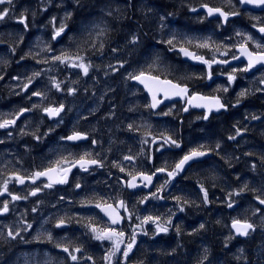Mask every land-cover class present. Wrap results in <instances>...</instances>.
I'll use <instances>...</instances> for the list:
<instances>
[{
    "label": "flooded vegetation",
    "instance_id": "obj_1",
    "mask_svg": "<svg viewBox=\"0 0 264 264\" xmlns=\"http://www.w3.org/2000/svg\"><path fill=\"white\" fill-rule=\"evenodd\" d=\"M232 2L236 8L214 0L201 4L220 8L227 13H238L235 16L229 15L225 22L220 16L210 17L206 13L192 12L196 7L190 6L187 11L189 19L186 20L182 10L189 4V0H180V5L174 13L175 15L180 13L182 21L172 26L173 31L162 30L152 42H144L146 46L160 47L165 54L153 58L158 62V66L150 69L152 75H157L162 80L168 79L174 83L187 85L190 94L196 92L204 96H218L221 102L227 105L226 110L207 113L208 119L202 118L207 112L206 109L188 106L179 98H174L153 111L148 107L151 102L145 90L132 80H128L127 73L124 77L117 76L114 72L117 69L102 77L101 83L97 81L91 84V77L86 78L84 89L81 90L83 99H79L75 92L74 105L50 97L47 103L42 102V97H32L29 100L31 93L38 91L40 83H36L37 87L34 84L29 85L27 90L24 87L13 88L17 76L13 77L14 82H8V76L0 75L2 77L0 123L6 119L16 120L14 125L6 129L0 128V192L3 191V184L7 180L8 193H11L0 196V207L4 202H8L10 209L8 213L0 215L2 233L0 264H25L26 260H33L35 264H45L54 260L56 252L62 254L67 264H109L104 257L111 253L113 242L96 240L95 234L90 231L91 225L103 230L110 224L109 218L96 207V204H113L117 211L126 217L120 224L113 226L124 231L125 237L124 243L120 245L121 251L112 258L111 264H137L136 255H143L136 252L139 243H150L153 238L162 239L161 237L168 236L176 230L177 222L184 214V210H180L181 198L191 184L200 186L194 177L203 162L207 160L211 162V159L216 158L215 147L221 142H237L243 136H247L246 131L245 134L241 132L234 140L229 139V132L233 128L249 129L253 125L264 126L243 124L248 122V115L245 109H240L248 105L246 101L250 94L264 102V91H259L264 89V83H260L264 78V68L259 66L249 72L238 71L235 73L236 80L229 84L227 74L233 69H242L246 66L247 59L242 57L231 65H213V79L208 80L200 78L206 72L204 65L176 51L184 47L206 59L217 60H229L232 59V55L241 56L239 45L245 43L249 51H258L255 44H264V34L257 30L264 24V9L243 8L239 0ZM165 22L167 23L166 18ZM235 24H240V37L245 39L238 41L237 33L232 35V26ZM242 27L254 37L255 43L247 40V33ZM202 34L212 35V38H203ZM58 40L59 37L56 42ZM169 40H173L174 48L167 43ZM205 42L208 47H199ZM58 44L59 42H48V49H52L49 53L54 52ZM0 46L4 53L6 43L0 41ZM220 47L224 50L220 51ZM215 48H219L217 52L213 51ZM108 58L115 60L111 55ZM143 67L140 70H149ZM118 68L122 69V72L128 70L125 65ZM140 70L133 72L138 73ZM96 73L97 70H94L92 74ZM223 87H227L228 92L219 90ZM240 90H246L244 97L238 96ZM237 99H240L239 104L236 103ZM60 104L64 105V110L58 117H49L43 111L46 107H58ZM33 105L38 107L34 108ZM184 107H188L189 110L184 111ZM22 108L32 110L17 115ZM262 117L264 119V115ZM230 120L231 125L219 124L228 123ZM129 125L132 127L129 128ZM226 125L230 127L224 129ZM224 130L229 132L218 135ZM74 132H80L86 138L77 141L64 139ZM41 136L45 139H41ZM167 137L176 140L180 147L176 148L169 144L157 151ZM193 149L210 155L200 161L196 159L191 161L174 177H169L167 172L158 173L153 177V184L149 187L141 186L137 189L126 187V181L130 180L132 175L138 176L141 172L151 175L155 169L161 167L172 171L175 164ZM81 156L101 163L88 166L87 171L81 170L78 166L73 168L68 174L67 184H54L52 188H47L44 187L49 183L47 177H40L35 183L26 179L23 185L14 179L16 176L28 177L37 171L55 167L57 161L60 162V167H71ZM126 156L133 159L126 160L124 159ZM65 160L68 161L67 164L64 163ZM120 168H124V172H121ZM165 181L168 183L165 184ZM77 183L80 185L79 188L75 186ZM161 185L164 187L161 188ZM36 188H40L41 191L35 196L29 195ZM157 189L160 191L157 192ZM151 192H157V196L162 198L150 197L144 203H139L144 196H150ZM12 196H27V199L13 200ZM120 200L125 201L127 211L118 207ZM233 201L238 203L234 208L226 206L231 215L236 213V208L240 205V201ZM33 208L36 211H32ZM146 216H158L160 219L137 227ZM61 220L64 221V225L57 227ZM169 221L171 223H168ZM157 223L162 227H168V232H157ZM27 225L31 227L27 228ZM9 230L19 235L15 238L8 237ZM133 234L135 244L125 259L123 249L131 242ZM64 248H68L80 259L72 261L69 254L62 251ZM77 248L81 251L75 252ZM89 256L92 257L91 260L87 259Z\"/></svg>",
    "mask_w": 264,
    "mask_h": 264
},
{
    "label": "trees",
    "instance_id": "obj_2",
    "mask_svg": "<svg viewBox=\"0 0 264 264\" xmlns=\"http://www.w3.org/2000/svg\"><path fill=\"white\" fill-rule=\"evenodd\" d=\"M207 1L210 0H189V3L198 6ZM179 5L180 0H12V4L0 5V11L9 9L8 16L0 21V41L6 43L4 53L0 46V75H8V82H13L9 76H18L16 68L22 66L23 61H12L9 65L7 62L21 50H25L27 63L37 65L30 50L49 42L45 38L60 27L62 14L68 28L58 42L63 39L73 54L91 58L94 62H101L111 55L119 63L118 67L123 64L136 71L142 66V56L147 62L146 57L158 50L164 51L157 46H146L144 42H152L163 29L166 32L168 28L164 25L175 26L182 21L181 15L174 13ZM188 9L189 5L182 10L186 20L189 19ZM173 16L179 18L171 20ZM21 17L25 18L27 28L19 22ZM129 35L136 36L137 44L143 49H133L131 53L124 51L125 56L119 60L122 47L111 46V43L125 41ZM127 44L132 45L130 39ZM149 66L154 69L158 62L150 60L143 69H149ZM246 104L264 115V102L254 94L249 96ZM231 123L232 120L219 124ZM228 125L224 129H228ZM258 126H251L247 136H243L248 137V141L239 139L215 147L216 158L203 162L194 177L200 186L191 184L181 198L184 214L180 216L176 230L162 239L139 243L136 252L143 255H136L137 264H264V217L260 219L257 209L249 207L253 202L256 208L264 210L255 202L256 197L264 199V126ZM41 139L45 137L41 136ZM202 188L208 192L207 202ZM232 200L240 201V205L231 215L226 206ZM233 219L253 225L246 237L233 235L230 229ZM201 224L204 228H200ZM53 259L45 264H67L60 252H56Z\"/></svg>",
    "mask_w": 264,
    "mask_h": 264
},
{
    "label": "snow or ice",
    "instance_id": "obj_3",
    "mask_svg": "<svg viewBox=\"0 0 264 264\" xmlns=\"http://www.w3.org/2000/svg\"><path fill=\"white\" fill-rule=\"evenodd\" d=\"M242 4H253L256 6H262L264 7V0H239ZM12 4V0H0V5L3 4ZM203 7L207 8V14L209 16L214 14H219V16L223 17L224 21L227 22L229 15L235 16L238 15L236 12L227 13L222 11L220 8H210L207 7V5H203ZM192 11H196V9H192ZM9 9H3L0 11V21H3L5 17L8 16ZM259 20L260 18H255ZM20 23L24 24V27L27 28V23L25 21V18L21 17L19 20ZM65 25H61L59 28L56 29L52 39L55 40L57 37H60L62 33L65 31ZM253 27H256V25H253ZM258 31L261 34H264V24H262ZM237 35H241L240 33H237ZM248 41H253L255 43L254 37L252 35L247 36ZM136 37H133L132 43H135ZM167 43L170 46H173V40L167 41ZM93 47H96V45H92ZM209 45L207 42L200 44L199 47L206 48ZM100 48H103V43L100 44ZM256 48L258 51H249L247 43L239 45V49L241 52V56L232 55V60L239 61L242 57H245L247 59L246 66L242 69H233L231 73L227 74V81L229 84L234 82L236 80V72H249L250 70L257 68V66H260V68H264V44L256 43ZM48 51H52L51 48L48 49ZM113 51H116L113 49ZM179 52L182 53L185 57H188L192 59L193 61L199 62L200 64L204 65L206 67V72L203 74L200 78H206L208 80L213 79V65L215 64H229V61L227 59L223 60H217L215 58L212 59H206L202 55H197L194 52L189 51L188 48L181 47L179 49ZM227 55V53H225ZM21 59H24V57H21ZM53 61L66 64L67 66L80 69L84 73V75H87L89 73V69L91 67V64L85 62V58L83 56H80L79 54H76L74 56H69L67 54L62 53L59 56H53ZM120 67H123V64L120 65ZM151 66H149V70H140L138 73L136 72H129L127 79L136 81L139 84L143 85V88L147 90L148 93L151 95V103L148 105L150 108H157L159 105L163 104L165 100H172L174 98H179L181 100H184L185 103L188 106H191L193 108H204L207 110L206 114L202 117L203 119H208V114L213 111L219 112L221 110H226L227 105L225 103L221 102V98L218 96H204L199 93L193 92L190 94V90L187 85H182L180 83H174L172 80L168 79H161L157 75H152L150 72ZM259 70V69H258ZM223 75L224 73H220ZM41 75L40 72H35L33 74V77L28 78V83L24 84V89H28L29 85L33 84V79L35 77H39ZM2 79V77H0ZM260 83H264V78L260 80ZM53 86L59 90L61 88V84L59 82H56L54 79L52 81ZM223 92H228L227 87H223L222 89H219ZM259 91H264V89H259ZM76 92L75 88L68 89L69 94H73ZM163 94L164 99L158 98V94ZM44 93L41 91H34L31 93V96H29V100L32 99V97H43ZM246 95V90L241 91L238 96L244 97ZM237 104L240 103V99H237ZM33 107H38V105H33ZM32 109L22 108L19 110L18 115H23L25 112H29ZM64 110V105L60 104L58 107H46L43 109V111L49 116V117H58L60 113ZM184 111H188V107L183 108ZM171 112V109H169V113ZM169 113H164V115H168ZM253 119H258V117H253ZM16 123L15 119L12 120H4L2 123H0V128H7L10 125H14ZM132 125H129V128H131ZM241 130L236 129V135H240ZM86 137L83 136L80 132H74L72 135L64 137V139L68 141H77L84 139ZM229 139H235V136L229 137ZM171 145L173 147L179 148L180 144L172 139L171 137H167L164 139L163 144L159 146L157 151L162 149L165 145ZM219 147V145H217ZM87 154H85L86 156ZM206 155L205 152L199 151L196 149H193L188 154L184 155L182 159L179 160L178 163L175 164V167L172 171H167L165 167L157 168L155 171L148 175L146 173H139V175H132L130 180L126 181V187L131 189H137L141 186L143 187H149L153 184V177L156 176L158 173H165L167 172V175L169 177L176 176L180 171L184 170V166L188 164L190 161H194L195 159L202 157ZM85 156H81L78 160L75 161L71 165V167H60V162H56L55 167H48L44 171H37L31 176L28 177H21L16 176L14 177L15 181L19 184H24L25 180H31L33 183H35L36 180H38L40 177H47L49 180V183L44 185V187L52 188L54 184H67L68 183V174L72 172L73 168H76L77 166L83 170L87 171L88 166L90 165H99L101 162L95 159H86ZM124 159L131 161L133 157L126 156ZM65 164L68 163L67 160L64 161ZM121 172H124V168H120ZM62 173V174H61ZM55 174V175H53ZM139 180V183H138ZM8 183L9 181H5L3 184V191L0 192V196H2L4 193H8ZM168 181H165V184H167ZM77 188L80 187V185L77 183L75 185ZM164 185H161V188H163ZM40 188H36L35 191L29 193V195L35 196L38 192H40ZM160 189H157V192H159ZM202 191L204 193V201L207 202L208 200V192L207 190H204L202 188ZM157 192H151L150 196H144L139 203H144L145 201L149 200L151 198H162L157 196ZM11 195V193H8ZM13 200H20V199H27V196L20 197V196H12ZM179 199V198H177ZM259 199V197H257ZM259 203L261 205H264V199H259ZM96 207L99 208L110 220V224L107 228L103 230H98L94 225L90 226V231L94 233V239L96 240H108L112 241V251L111 253L104 257L105 260L109 261V264H111L112 258L116 255L117 252L121 251L120 245L124 243V237L125 232L122 230H118L116 227H113L114 225L120 224L122 221L126 219L125 216L121 215L119 211H117V207L113 204H96ZM118 207L120 209H124L127 211V205L125 201L120 200L118 202ZM228 207H232V204L229 203ZM183 211V209H180ZM10 211L8 202H4L3 206L0 207V215L6 214ZM32 211H36L35 208L32 209ZM259 211V209H258ZM160 218L153 217V216H146L144 217L143 221L141 222V225H138L137 227H142L143 224L149 223V222H156ZM168 223H171L169 221ZM64 225V221L61 220L60 223L57 225V227H62ZM27 228H30L31 225H27ZM232 227L236 230L237 234L240 235H248V230L253 228V225L250 223H242L240 220H234L232 223ZM200 228H204V224L200 225ZM168 227H162L159 223L156 224V231L157 232H168ZM146 234V233H145ZM2 235V233H0ZM8 237L15 238L19 235V233H14L12 230H9L7 233ZM49 240H51V236H49ZM135 244V234L131 237V242H129L126 247L123 249V256L126 259L129 255V253L132 251V248ZM59 246V245H57ZM64 252L68 253L70 256V259L74 262L78 261L80 257L73 254L68 248L63 249ZM75 252H80L81 250L79 248L74 250ZM88 260H91L92 257H87Z\"/></svg>",
    "mask_w": 264,
    "mask_h": 264
},
{
    "label": "rangeland",
    "instance_id": "obj_4",
    "mask_svg": "<svg viewBox=\"0 0 264 264\" xmlns=\"http://www.w3.org/2000/svg\"><path fill=\"white\" fill-rule=\"evenodd\" d=\"M217 3H223L225 6H234L236 8V6H235L234 2H232V0H217ZM188 5L190 7H197V5H194L191 3H189ZM115 12H119V11L116 10ZM199 13H204V12L200 11ZM178 18H179V16H173L171 20H175V19L177 20ZM59 20H60V26L65 25L66 26L65 28H68V24L65 21V15L64 14L61 15ZM238 21H240V20H238ZM164 26L166 28L168 27L167 32L174 30L172 26H166V25H164ZM232 27H233L232 35H235V33L241 32V29L239 28L240 24H235ZM56 29L57 28L52 30V35L47 36L45 38L47 41L50 42L52 40V37H53ZM242 29L244 30V32L247 33L246 36L251 35L246 28L242 27ZM133 37H136V36H132V35L130 36V44H132V45L127 44V42L129 41V39H128L129 37L126 38L125 41L111 45V46H116V47H122L120 50V56L118 57L119 60H122V56H125L124 51L131 53L133 49L142 48L137 44V42H138L137 38H136L135 43H132ZM202 37L203 38H212V35L202 34ZM243 39H245V38H241L240 35H238V41L243 40ZM53 42L58 43V42H56V40H53ZM47 43L48 42H44V43L40 44L39 47L36 46V47L31 48V50H30L32 57L37 60V65H35L31 62L27 63L28 59L24 56L25 50H21V53L19 55L15 56V58H13L12 60L8 59V62H7V65H9V64H11L12 61H16V62L23 61L22 66L16 68V71L18 72V76H17L16 82L13 83V85H12L13 88H22L24 84L28 83V78L33 77V74L35 72L41 73V75L39 77H35L33 79V84L35 85V87H37L36 83L41 84V86L37 87V90L44 93V95L42 97L43 103H47V99L50 97V98H53L55 100L60 99L63 102H70L71 104L74 105L75 93L69 94L68 89L75 88L76 93L78 94V98L83 99V97L81 95L82 94L81 90L84 89L86 78L91 77L90 78L91 84L94 82H97V81L101 83L103 81L102 77H106L107 75H109L113 69H117L114 72L117 73V76H119V77H124L126 73L128 75L129 72H133L131 69H128L126 72H122V69L118 68L119 63L117 62V60L105 58V59L101 60V62H94L91 58L90 59L87 58V59H85V62L91 64V67L89 69V73L87 75H84V73L80 69H76V68L67 66L66 64L59 63V62L52 60V57L54 55L59 56L62 53L67 54L69 56L75 55L71 52L70 47L64 45L63 39L60 40L59 44L54 48V52H52V53H49ZM113 43H115V42H113ZM218 49L219 48H215V49H213V51L217 52ZM223 50H224V48L220 47V51H223ZM159 51L160 50L155 52L153 55L146 57V58H148V61L153 60V58L158 57V56H165V54L162 51H160L161 53ZM122 52H123V54H122ZM21 57H24V59H21ZM31 61H33V60H31ZM148 61L145 62V60L142 56L141 60H140V63H142L141 67H143L146 63H148ZM94 70H97V73L95 75L92 74L94 72ZM3 71L6 72V69H3ZM9 78L11 79V81L14 82L13 75H10ZM53 79L56 82H59L61 84V88L59 90H57L53 86V84H52ZM231 84H233V82ZM225 85H226V83L224 84V86ZM241 91L242 90H240L239 92H241ZM250 95H253V94H250ZM243 102H245V100H243ZM246 102H248V101H246ZM78 103H80V101H78ZM79 105L80 104H78V106ZM248 106H249V104H248ZM245 110L248 111L247 120L249 123L245 122L243 124H263L262 122L264 119H263L260 112H258L254 108H251L250 106H249V108H245ZM11 114H14V113H11ZM253 117H258V119H253ZM242 118H245V116H242ZM237 129H240L241 132H243V134H245L244 132L248 131V129H243V128H239V127ZM227 132H229V131L224 130L222 133L226 134ZM229 136L230 137L235 136V138H236L238 136V135H236V129H234V128L231 129V132H229ZM247 138L248 137H243L241 140L243 142H245L247 140ZM220 145L224 146V142H221ZM233 202H234L233 200L229 201L228 204L229 203L234 204ZM228 204H227V206H228ZM249 207H251L252 209H255V210L257 209V212L259 213V218L263 219L264 210H260L259 207L256 208V205H254L253 202L249 203ZM258 209H259V211H258ZM25 264H35V262L33 260H26Z\"/></svg>",
    "mask_w": 264,
    "mask_h": 264
},
{
    "label": "water",
    "instance_id": "obj_5",
    "mask_svg": "<svg viewBox=\"0 0 264 264\" xmlns=\"http://www.w3.org/2000/svg\"><path fill=\"white\" fill-rule=\"evenodd\" d=\"M240 3V2H239ZM205 5V4H204ZM241 5H242V7L244 8V7H249V8H251V9H264V7H262V6H256V5H253V4H242L241 3ZM207 7H210L209 5H207ZM210 8H213V7H210ZM196 9V11H192V12H204V13H206L207 14V8H205V7H203V5H200L199 7H196L195 8ZM222 10V9H221ZM223 11V10H222ZM208 15V14H207ZM209 16V15H208ZM215 16H219V14H214V15H211L210 17H215ZM221 17V16H220ZM258 30V29H257ZM259 32V31H258ZM58 38V37H57ZM57 38L55 39V40H57ZM176 51H179V49H176ZM229 61V64H224V65H231V64H233V63H235L236 61H234V60H232V59H229L228 60ZM257 67H259V66H257ZM251 71V70H250ZM134 83H137L138 85H140L142 88H143V85H141V84H139L138 82H136V81H133ZM144 89V88H143ZM145 90V89H144ZM145 92L147 93V95L149 96V98H150V102H151V95H150V93H148L147 92V90H145ZM159 96L160 97H162L161 99L163 100L164 99V97L162 96V94H158V98H159ZM170 100H165L164 101V103L163 104H161V105H159V106H162V105H164V104H167V102H169ZM158 106V107H159ZM152 110L153 111H155L156 110V108L155 109H153L152 108ZM214 112H216V111H214ZM210 154L209 153H206V155H204V156H202V157H199V158H197L196 160H198V161H200V160H202V159H204V158H206V156H209ZM191 162V161H190ZM189 162V163H190ZM188 163V164H189ZM188 164H186L185 166H187ZM184 166V167H185ZM255 202L260 206V207H264V205H261L260 203H259V199H257V198H255ZM238 203H234V204H232V207H229V208H234L236 205H237ZM241 221V220H240ZM242 223H250V222H247V221H241ZM233 223V222H232ZM232 223H231V228H232V230H233V232L238 236V237H241V238H244V237H246L247 235H240V234H237V232H236V230L232 227ZM251 224V223H250ZM251 230V229H250ZM250 230H248V233H249V231ZM63 251V250H62Z\"/></svg>",
    "mask_w": 264,
    "mask_h": 264
},
{
    "label": "bare ground",
    "instance_id": "obj_6",
    "mask_svg": "<svg viewBox=\"0 0 264 264\" xmlns=\"http://www.w3.org/2000/svg\"><path fill=\"white\" fill-rule=\"evenodd\" d=\"M177 1V0H176ZM187 1V0H186ZM164 2V1H163ZM170 2V1H169ZM182 2H185V1H181V3ZM168 3V2H167ZM166 5V4H165ZM163 6V5H162ZM182 7H184V5L182 6ZM135 9V8H134ZM157 9V8H156ZM182 9V8H181ZM154 11V10H153ZM133 12V11H132ZM158 12V11H157ZM153 14V13H152ZM151 14V15H152ZM156 14V13H155ZM180 14V13H179ZM184 19V18H183ZM176 20V19H175ZM181 24V23H180ZM171 26V25H170ZM173 26V25H172ZM168 28V27H167ZM172 28V27H171ZM163 31H164V29H163ZM134 36V35H133ZM164 36V35H163ZM129 37H130V35H129ZM177 37V36H176ZM129 39V38H128ZM165 39V38H164ZM163 40V39H162ZM127 41V40H126ZM165 41V40H164ZM109 42V41H108ZM111 43V42H110ZM118 43H119V41H118ZM116 44V43H115ZM109 45V44H108ZM160 52V51H159ZM161 53V52H160ZM152 59V58H151ZM248 141V140H247ZM220 151V150H219ZM230 157V156H229ZM219 177V176H218ZM234 221V219L232 220V222ZM230 229H231V231H232V233H233V235L234 236H236L237 237V235L233 232V230H232V228H231V226H230Z\"/></svg>",
    "mask_w": 264,
    "mask_h": 264
}]
</instances>
